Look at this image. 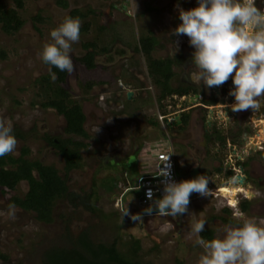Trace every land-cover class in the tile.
I'll use <instances>...</instances> for the list:
<instances>
[{"label": "rangeland", "instance_id": "374dc122", "mask_svg": "<svg viewBox=\"0 0 264 264\" xmlns=\"http://www.w3.org/2000/svg\"><path fill=\"white\" fill-rule=\"evenodd\" d=\"M197 3L198 0H0V9L13 11L9 23L0 22V117L10 120L13 133L21 135H15L17 148L10 156L52 166L66 187L65 194L54 198L47 207L45 221L36 218L34 211L8 203L12 196H23L27 190L25 181H19L12 190H0V264H44L46 252L76 248L75 238L81 231H86L94 243L113 244L119 256L140 264H195L202 249L195 245L191 233L193 213L206 221L205 230H210L212 236L235 222L231 214L234 209L215 190L216 180L210 183L212 193L207 197L191 195L189 214L173 218L147 215L142 217V223L130 215L139 211L138 192H124V187L134 186L137 178L147 172L153 150L166 144L164 137L170 130L157 116H167L165 113L174 110L177 101L166 91L175 85L181 72L188 78L186 72L195 71L191 66L194 49L188 37L172 35V31L180 23L178 6L187 10ZM256 6L264 7V0H256ZM65 13L79 17L82 23L80 41L74 45L72 57L75 71L58 82L37 52ZM142 38L151 42L148 53L140 48ZM175 45L178 50L173 57ZM185 52L190 53L187 66H170L163 81L150 74L151 60L174 59ZM88 54L91 67L81 59ZM118 81L123 83L122 88ZM119 90L120 97L118 93L116 96ZM126 90L134 93L135 100H125ZM99 96L105 101L98 102ZM51 100L80 106L85 137L64 132L63 117L54 108L42 105ZM47 138L68 139L71 144L67 146L79 155L76 164L67 165ZM76 141L82 146L73 145ZM22 149L26 150L24 154ZM212 157L203 155L202 162L210 164ZM260 158L253 159L249 176L245 171L246 191L258 193L244 213L264 220V163ZM209 167L205 163L202 168L198 166L191 172L192 178L212 174ZM178 168L186 177L184 167L178 164ZM234 203L235 198L230 205ZM124 205L129 214L121 212Z\"/></svg>", "mask_w": 264, "mask_h": 264}, {"label": "clouds", "instance_id": "9594fccd", "mask_svg": "<svg viewBox=\"0 0 264 264\" xmlns=\"http://www.w3.org/2000/svg\"><path fill=\"white\" fill-rule=\"evenodd\" d=\"M180 23L172 35L188 37L191 66L188 73L192 81L209 88L220 87L231 79L233 87L229 95L234 97V112L257 111L264 106V8L256 6V0H198L195 7L179 8ZM81 20L65 13L58 24L49 31V39L42 42L37 57L48 66L69 75L75 71L74 45L80 41ZM178 48L172 50L174 57ZM98 130V129H97ZM17 139L10 120L0 117V157L16 151ZM164 167L158 165L157 175L162 177L163 193L154 198L151 188L146 196L153 200L155 213L165 217L189 214L191 195L202 197L210 194L209 180L204 175L176 181L172 178L170 153L162 157ZM153 205L144 212L152 215ZM129 214L126 205L121 208ZM142 223L139 214H130ZM191 233L200 252L195 264H264V220L247 216L242 211L234 213V223L224 225L211 239L200 235L206 221L192 215Z\"/></svg>", "mask_w": 264, "mask_h": 264}, {"label": "flooded vegetation", "instance_id": "af4514ba", "mask_svg": "<svg viewBox=\"0 0 264 264\" xmlns=\"http://www.w3.org/2000/svg\"><path fill=\"white\" fill-rule=\"evenodd\" d=\"M189 54V52H185L179 54L174 59L170 58L172 64L171 69L173 65L180 66L179 68L181 69L187 66L190 62L188 58ZM117 84L118 87H123L121 81H118ZM170 87L173 90L181 88L185 92L178 94L176 91H173L169 94L173 100L177 99L174 102L176 108L172 111H167L165 114L168 118L164 117L159 121L162 122L165 119L171 120L176 114H179V122L175 126L167 127L165 125L166 129L170 131L164 138L166 145L171 148L177 173L181 179L183 177L184 179L192 178L191 172L197 169L198 166L202 168L205 163L207 166H210L209 171L212 174L208 176L218 182V187L215 190L220 193V188L227 187L226 185H228L230 178L236 171L235 168L239 170L241 168L240 171L243 175L247 171L249 176V166L252 165L254 158L261 157L260 159L264 163V106L257 111L250 109L239 112L232 111L231 104L234 103V97L228 94L229 89L233 87L231 79L220 87L209 88L202 82L201 84L192 82L186 78L184 72H181L175 85H170ZM120 92L121 90L117 91L116 96L118 93V97H120ZM127 92H129V95H127ZM124 95L125 100H135L132 91L126 90ZM194 95H196V101L193 103L188 102L190 97ZM104 99L103 96H99L97 100L100 102ZM174 121L176 122V120ZM251 139L252 146L255 143L260 147L257 150L249 151L243 158L237 159L236 153L239 152V145L243 142H249ZM172 140L174 146L172 145ZM181 140H184V143ZM50 146L55 151H58L54 146ZM209 154L213 156L210 158V164L206 161L202 162V156ZM246 163H248V166L244 167ZM178 164L184 167L186 177L181 174ZM247 182L245 175V186L248 185ZM230 185L233 188L241 187L244 190L237 191L234 197V205H230L224 197L227 200L226 204L234 209V213L236 211H246L250 204L249 201L256 197L255 195H257L258 191L250 190L251 193H249L248 190L246 191L245 186L239 183L237 186L232 183L228 186ZM242 193L249 194V196H245ZM237 195L241 197L238 198ZM244 201L246 202V209L242 210L241 206ZM234 213L231 212L232 215Z\"/></svg>", "mask_w": 264, "mask_h": 264}, {"label": "trees", "instance_id": "16d2710c", "mask_svg": "<svg viewBox=\"0 0 264 264\" xmlns=\"http://www.w3.org/2000/svg\"><path fill=\"white\" fill-rule=\"evenodd\" d=\"M12 15V9H0V22L3 24L9 23ZM139 45L145 53H148L152 47L151 42L145 38L140 39ZM81 59H83L87 67L92 66L89 54ZM171 65V59L151 60L148 70L150 74L157 75L156 77H160V81H163ZM52 72L55 73L58 82L65 80L66 72H60L56 68H52ZM173 91L178 94L185 92L181 88L173 90L170 86L166 92L170 94ZM164 92L165 90L162 93ZM42 105L54 108L63 117L65 133L85 137V132L82 128L84 116L77 103L67 106L61 101L51 100ZM13 134L21 137L19 133L15 132ZM47 142L57 148L67 165L76 164L79 155L71 147L67 146L68 143L71 144L68 139L61 141L57 138H47ZM73 145L78 147L82 146V143L76 141ZM25 152V149L21 150V154ZM7 164H10L11 167H5ZM19 181L26 182L27 190L22 197L12 196L9 198L8 203L23 210L34 211L36 218L44 221L48 218L46 215L48 212L47 207H49L52 200L66 192L63 180L58 177L52 166L41 165L35 161H27L22 156L16 158L10 155L0 157V188H2L0 190H12ZM241 208L242 210L246 209L245 201ZM200 235L205 239L212 238L210 230H204ZM75 244L76 248L69 251L56 249L46 252L44 264H140L135 259L119 256L113 244L92 242L88 238L86 231L79 232L75 238ZM136 247H138V242H136Z\"/></svg>", "mask_w": 264, "mask_h": 264}, {"label": "built area", "instance_id": "2783aa9c", "mask_svg": "<svg viewBox=\"0 0 264 264\" xmlns=\"http://www.w3.org/2000/svg\"><path fill=\"white\" fill-rule=\"evenodd\" d=\"M157 117L159 120H162L164 117L168 118V116H164V115H158ZM251 143H252V139L249 142H243L239 145V152L236 153L237 159L243 158L246 154H248L249 151L257 150V148L260 147L258 144H255V143L252 146ZM169 153H170L169 163L171 164L172 178L176 181H180L181 178L177 173V167H176V163H175L173 156H172L171 148L165 144L164 147L153 150L152 157H150V159L147 161V163L149 162V167H148L147 172L140 175L137 178L135 185L132 187L131 186L124 187V192H126L128 190H136L138 192V196L136 198V205L138 206L139 211L136 214H139L141 217L147 216V214L140 212V209H146L147 207H149V205H153V200L148 199L146 196L148 189L149 188L152 189L155 199H159L162 196L163 185L161 183V180L163 178L156 176L157 175V167H158V165H161L163 163L162 157L169 154ZM161 167H164V165L162 164ZM235 170L236 171L233 174V176L230 178V180H229L230 182L228 183V185L230 183H232L233 185L237 186L238 183L237 182L235 183L234 180H237L238 175H240V176L243 175L238 168H235ZM206 177L209 180L208 187L210 189V194H211L212 193V190H211L212 187H211L210 183H212L214 180L210 176H206ZM228 185H226V186H228ZM152 216H161L158 213H155L154 205H153Z\"/></svg>", "mask_w": 264, "mask_h": 264}, {"label": "water", "instance_id": "95a60500", "mask_svg": "<svg viewBox=\"0 0 264 264\" xmlns=\"http://www.w3.org/2000/svg\"><path fill=\"white\" fill-rule=\"evenodd\" d=\"M128 94L127 95H129V92H127ZM196 101V95H194V96H191L190 97V100L188 101V102H195ZM220 102H222V100H220ZM180 106V105H179ZM178 117H179V114H176L175 116H174V118H172L171 120H167V119H165L164 120V124L167 126V127H169V126H175L176 125V123H178L179 122V119H178ZM174 120H176V122L174 121ZM240 170H241V168H240ZM237 183H239L240 185H243L244 186V183H245V175H238L237 176Z\"/></svg>", "mask_w": 264, "mask_h": 264}, {"label": "bare ground", "instance_id": "6f19581e", "mask_svg": "<svg viewBox=\"0 0 264 264\" xmlns=\"http://www.w3.org/2000/svg\"><path fill=\"white\" fill-rule=\"evenodd\" d=\"M235 182H237V180ZM239 190L243 191L244 189L241 187L233 188L232 185H230V186L221 188L220 192H221V195L223 197H225L230 204L231 202H233V199H234L237 191H239Z\"/></svg>", "mask_w": 264, "mask_h": 264}]
</instances>
